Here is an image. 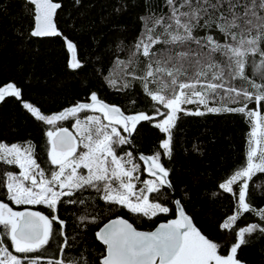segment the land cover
<instances>
[{"label": "snow or ice", "instance_id": "obj_1", "mask_svg": "<svg viewBox=\"0 0 264 264\" xmlns=\"http://www.w3.org/2000/svg\"><path fill=\"white\" fill-rule=\"evenodd\" d=\"M26 3L32 6V37L62 35L54 20L59 2ZM163 6L166 12L150 11L141 17L142 31L129 49L128 59L116 61L119 71L108 81L113 87L121 83L124 88L130 86L129 77L139 81L144 93L155 102L154 115L143 110L125 114L95 92L88 102H78L51 115L23 102L36 120L49 126L45 135L50 167L45 169L37 162L31 142H0V162L19 169L18 173H0V186L11 203L44 205L50 215L28 208L14 211L0 200V264H40L39 256L30 258L27 254H44L53 244L57 249L54 255L63 258L48 259L47 264H241L237 251L247 243L245 234L264 233L260 224L241 228L228 254H221V246L193 223L181 200L174 201L175 209L161 202L163 190H174V185L160 152L139 156L152 177L143 181L133 154H117L119 146L131 144L138 124L154 121L156 116L163 117L154 126L165 134L160 148L170 158L172 129L180 113L243 114L252 124L245 164L219 185L236 196L237 209L220 227L231 229L239 215L250 211L264 220V209L257 211L248 200L249 181L256 173H264V146L258 147L264 140V135L258 138V132L264 129V115L248 107L264 102V0H163ZM64 39L71 54L69 67L81 68L77 45ZM21 96L22 90L15 83L0 86V102ZM89 112L93 114L81 119V113ZM69 119L75 121V135L59 125ZM233 185H238V192ZM90 189L105 205L123 207L148 218L171 212L175 218L160 223L154 231L137 230L121 217L109 219L95 233L103 252L98 256L91 252L85 255V251L69 255L66 250L72 249L73 243L64 231L66 222L58 214L61 204L86 205L84 214L78 217L84 227L99 224L105 213L112 211L111 207L99 209L83 195ZM6 240H10L15 253L25 255L13 254Z\"/></svg>", "mask_w": 264, "mask_h": 264}, {"label": "trees", "instance_id": "obj_2", "mask_svg": "<svg viewBox=\"0 0 264 264\" xmlns=\"http://www.w3.org/2000/svg\"><path fill=\"white\" fill-rule=\"evenodd\" d=\"M61 4L55 21L61 36L38 38L30 35L32 29V6L23 0H0V86L15 83L22 90L21 98L6 97L0 102V142L8 144L35 145L37 162L47 169V137L49 126L36 120L23 107V102L32 103L42 114L58 113L78 102H88L95 92L110 105L120 107L125 114L147 111L154 115V101L148 97L139 81L128 78L130 86L115 87L109 79L115 78L116 61L127 60L129 49L135 44L142 31L141 17L150 11L166 12L163 0H54ZM77 45V58L83 66L69 67L71 54L64 38ZM258 59V58H257ZM250 70V69H248ZM247 71V70H246ZM161 111H165L161 106ZM237 107L239 105H231ZM264 115V102L260 106L249 104ZM193 108V107H192ZM194 109V108H193ZM143 121L132 134L131 144L119 146L117 154L124 151L133 154L140 166V180L147 177L145 165L139 155L150 156L161 153L162 161L171 170L170 179L174 190L164 189L161 202L175 209L174 201L179 199L193 223L221 248V254H228L230 245L237 242V233L251 224L264 226V220L255 212L239 215L229 230L220 225L237 209V199L233 193L224 191L219 185L225 182L246 161L248 140L251 131L249 118L236 112L206 113L202 116L179 114L176 126L172 129V155L167 157L160 148L165 134L154 124L162 120ZM74 119L59 122V125L72 128ZM5 170L18 173L19 169L0 162V173ZM238 192V185H233ZM80 194H77V197ZM84 196L99 209L111 207L99 224L88 223L84 227L79 216L86 205L61 204L58 214L66 222L65 233L73 247L66 250L69 255L85 251L98 256L104 246L96 239L95 233L109 219H127L139 230H152L159 223L175 218L173 213L160 214L148 218L131 213L119 206H108L96 198L94 190H87ZM159 194H153L157 196ZM77 197H73L74 199ZM64 199H68L65 197ZM0 200L9 203L14 211L28 208L50 215L44 205H15L7 200L5 190L0 186ZM248 200L257 211L264 209V173H256L249 181ZM95 215V212H91ZM75 238L74 242L72 238ZM62 239V237L57 238ZM246 244L237 251L241 264H264V233H246ZM6 246L15 253L10 240ZM53 244L46 253L27 254L30 258L40 257V261L63 258L55 256Z\"/></svg>", "mask_w": 264, "mask_h": 264}, {"label": "rangeland", "instance_id": "obj_3", "mask_svg": "<svg viewBox=\"0 0 264 264\" xmlns=\"http://www.w3.org/2000/svg\"><path fill=\"white\" fill-rule=\"evenodd\" d=\"M187 107H189V108H195L196 107V105H187ZM93 113H91V112H89V113H81L80 114V117H81V119H83V117L85 116V115H92ZM98 115V114H97ZM74 123H75V121H74ZM74 123H73V126H72V128H71V131L74 133V135L76 134V130H75V128H74ZM251 124V123H250ZM251 130H252V124H251ZM251 132V131H250ZM262 135H264V129H262L261 130V132H258V138H261L262 137ZM261 146H264V140H262V144L261 145H258V147H261ZM248 147H249V145H248ZM81 149H78V151H80ZM140 172H141V170H139V173H138V175L140 176ZM146 179H151V177H143V179H141V181H143V180H146ZM226 182V181H225ZM224 183V182H223ZM142 186V184H137V187H141ZM24 206V205H23ZM27 206H35V205H27ZM40 264H47V261H43V262H41L40 261Z\"/></svg>", "mask_w": 264, "mask_h": 264}, {"label": "water", "instance_id": "obj_4", "mask_svg": "<svg viewBox=\"0 0 264 264\" xmlns=\"http://www.w3.org/2000/svg\"><path fill=\"white\" fill-rule=\"evenodd\" d=\"M23 1H26V0H23ZM59 10V9H58ZM58 10H57V12H58ZM56 18V17H55ZM55 18H54V20H55ZM56 22V21H55ZM39 38V37H38ZM45 38H51V37H45ZM69 129V128H68ZM69 131H71V129H69ZM74 134V133H73ZM141 155V154H140ZM139 155V156H140ZM143 162V161H142ZM144 163V162H143ZM144 165H145V163H144ZM146 165H145V169H146ZM145 174L148 176V177H151L149 174H148V172L145 170ZM152 178V177H151ZM118 218V217H117ZM113 219H116V218H113ZM130 223V222H129ZM161 223H164V222H161ZM160 224V223H159ZM159 224L156 226V227H158L159 226ZM134 226V225H133ZM155 227V228H156ZM155 228L154 229H152V230H149V231H154L155 230ZM137 230H139V229H137ZM140 231H146V230H140Z\"/></svg>", "mask_w": 264, "mask_h": 264}]
</instances>
